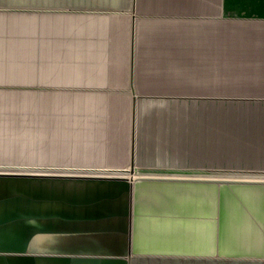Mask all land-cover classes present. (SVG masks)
<instances>
[{"label":"crops","instance_id":"1","mask_svg":"<svg viewBox=\"0 0 264 264\" xmlns=\"http://www.w3.org/2000/svg\"><path fill=\"white\" fill-rule=\"evenodd\" d=\"M111 151L185 175L0 173V264H264V0H0V166Z\"/></svg>","mask_w":264,"mask_h":264},{"label":"rangeland","instance_id":"2","mask_svg":"<svg viewBox=\"0 0 264 264\" xmlns=\"http://www.w3.org/2000/svg\"><path fill=\"white\" fill-rule=\"evenodd\" d=\"M113 93V97L112 100H121L120 97L117 96V94H119V91H121L119 88L118 89H112L110 90ZM119 119V118H117ZM120 123V120L118 122V124ZM120 125H118L117 131L119 130ZM113 149H115L113 147ZM107 166L103 169H82V170H69L68 169H53V170H46V169H42V168H19V167H13V166H0V173H30V172H35V173H54V174H69V175H100V176H124L125 178H127L128 176L131 178L133 177L134 180L140 178L141 176H174V177H178L180 175H185V174H177V173H171V174H167V173H153V172H145L144 170L142 171V169L136 168V173L133 176H130L128 174H126L128 172H130V168H125L124 165L126 164L127 160L125 157V153L123 152H119V151H111L109 154H107ZM146 171H150V170H146ZM203 171H208V170H203ZM191 174H199L202 173L203 177H208V176H217V174L221 173V172H215L214 170H209L208 172H190ZM207 173V174H206ZM224 173V172H223ZM260 174V173H258ZM135 177V178H134ZM231 177V176H230ZM128 178V179H130ZM219 178H227V176H220ZM131 180V179H130ZM133 180V181H134Z\"/></svg>","mask_w":264,"mask_h":264},{"label":"water","instance_id":"3","mask_svg":"<svg viewBox=\"0 0 264 264\" xmlns=\"http://www.w3.org/2000/svg\"><path fill=\"white\" fill-rule=\"evenodd\" d=\"M135 101V99H134ZM134 111V110H133ZM134 113V112H133ZM131 174L134 175L136 173V168H135V164L133 162V157H132V153H131ZM109 177H117V176H109ZM119 177H122V176H119ZM123 178H125L123 176ZM211 178H205V177H198V179L196 180H199V181H206V180H210ZM214 179V178H213ZM217 179V178H216ZM222 179V178H221ZM225 179H228V178H225ZM130 180V179H129ZM134 179L130 180V181H133ZM214 181H220V180H214Z\"/></svg>","mask_w":264,"mask_h":264},{"label":"bare ground","instance_id":"4","mask_svg":"<svg viewBox=\"0 0 264 264\" xmlns=\"http://www.w3.org/2000/svg\"><path fill=\"white\" fill-rule=\"evenodd\" d=\"M130 174H131V169H130V172H129ZM132 175V174H131Z\"/></svg>","mask_w":264,"mask_h":264}]
</instances>
